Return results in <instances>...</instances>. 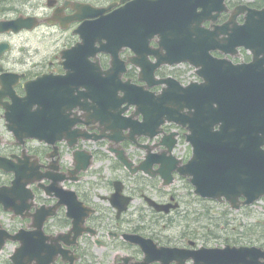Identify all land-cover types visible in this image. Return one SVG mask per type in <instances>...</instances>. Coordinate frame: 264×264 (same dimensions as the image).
<instances>
[{
    "label": "flooded vegetation",
    "instance_id": "obj_1",
    "mask_svg": "<svg viewBox=\"0 0 264 264\" xmlns=\"http://www.w3.org/2000/svg\"><path fill=\"white\" fill-rule=\"evenodd\" d=\"M131 1L0 0V23L21 19L25 26L18 31L0 32V157L27 164L24 189L29 194L27 207L17 212V216L9 215L19 226L2 223V218L8 215L2 203L0 225L10 232L32 227L41 207L47 209L57 203L54 189L47 190L53 186V177H57L63 180V188L73 191L76 198L67 192L56 214L44 219L41 230L44 236L68 235L57 246L50 245L65 253L67 250L66 256L75 260L71 264H201L199 258L184 255H194L202 248L246 246L250 242L241 234L201 238V232H186L181 226L180 219L186 210L184 196H190L203 211L227 205L200 200L187 188L186 178L176 172L177 166L185 163L192 153V147L185 141V126L165 123L152 139L126 137V130L120 133V142L97 137L107 136L110 131L103 130L104 125L97 119L101 114L97 106L101 102L96 96L101 98L106 94L108 87L102 84L104 71L112 66V53L118 48L117 61L126 68L122 79L129 80L126 85L145 84L151 86L149 90L153 93H165L168 102L180 109V114L206 111L213 130L221 125L217 113L229 109L234 97H239L245 111L247 105L264 110V0H146L149 12L146 17L150 21H144L141 31L135 33L131 18L125 22L127 38H120L114 31L109 39L102 35L94 37L93 48L109 41V53L87 56L91 54L88 52L82 61L66 57L65 52L82 41L78 32L82 22L117 12ZM83 4L96 7L101 13L85 17ZM246 21L254 27L238 28ZM88 50L91 49L82 52ZM72 74H75L73 79ZM88 74L93 78L90 80L95 92L83 95L81 84ZM43 77L48 80L39 83ZM55 77H63V81L50 83V78ZM71 80L75 84L73 93ZM33 81L38 83L33 86L38 94L46 93L52 115L64 117L66 124L74 122L70 132L89 137L71 135L72 140L65 137L55 143L14 138L8 125H15L23 133L24 120L38 123V117L48 116L41 110L44 102L38 104V99L28 100L24 107L27 88L32 87L29 85ZM109 95L115 101L114 111L118 112V95L114 97L112 92ZM183 95L190 97L185 103ZM183 103H191V107ZM24 111L28 116H23ZM131 112L129 108L121 116ZM8 115L14 123L8 120ZM170 132L176 134L171 138L174 141L167 139ZM120 149L132 162L129 168L115 156ZM81 151L92 156L85 168L81 167L84 161L77 163L74 158ZM167 159L170 162L165 163ZM144 160L142 170L130 171ZM103 163L109 176L101 175ZM173 166L172 182L166 185V176ZM13 178L12 173L0 169V187L9 185ZM176 181L181 182V187H173ZM124 197L131 199L127 203ZM147 198L161 205L158 206L161 210L150 205ZM224 212L220 217L228 221L229 213ZM178 221L180 225L175 229ZM74 222L78 223L77 231H72ZM220 226L225 227L223 223ZM80 228L82 232L78 233ZM166 231H172L171 236L163 233ZM43 243L48 244L47 239ZM253 244L264 247L262 243ZM19 246L20 242L15 244ZM55 264H69V261L63 262L59 254Z\"/></svg>",
    "mask_w": 264,
    "mask_h": 264
},
{
    "label": "water",
    "instance_id": "obj_2",
    "mask_svg": "<svg viewBox=\"0 0 264 264\" xmlns=\"http://www.w3.org/2000/svg\"><path fill=\"white\" fill-rule=\"evenodd\" d=\"M147 7L146 0H134L112 16V26L110 23L107 28L109 20L106 19L100 22L99 28L102 31H95L91 26L86 25L82 32L85 33L86 39L94 34L103 32L104 35L113 31V34H118L120 38H127L125 22L132 18L135 24V33L141 31L144 21L149 22L146 17L148 14ZM132 13L133 17H131ZM20 27V20L18 27L17 21L1 24V29L18 30ZM252 27H254L253 23L246 22L238 28ZM106 39L109 37L106 36ZM113 54L116 58L117 52L113 51ZM114 63H117V60ZM115 66L110 68L107 75L120 85L118 76L113 77V72L117 70ZM105 81H107L106 78ZM168 90L172 91L171 89ZM124 91L126 95L122 96L121 101L135 103L137 110L143 114L142 121H131L132 116H130L125 119L119 118L115 124L117 120L110 112V116L102 115L104 121L111 117L113 127L118 131L123 127L128 128L130 125L131 135H146L147 131L152 130L151 136L159 131L158 127L165 120L176 121L182 125L187 124L190 131L187 133L186 139L193 147V155L187 163L178 168V171L183 176L188 177L196 194L219 201H227L235 209L239 208L240 203L249 205L264 195V149L262 148L264 145V110L262 107L253 108L247 105L245 111L239 97H234L230 100L229 109L217 113L216 118L221 122V125L218 130H213L212 122L209 121L206 111L195 110L180 114V109H167L165 105V109H163L162 103L165 104L169 100L165 93L153 98L144 89L134 88L131 100H129V93ZM183 97L184 103L187 98H190L188 95H183ZM184 103L183 105H185ZM100 105L103 109L111 108L109 102H103ZM189 106L191 107V104ZM65 120L64 117L51 119L53 123L50 128L51 132L55 133L57 126L64 125ZM41 131L48 133L47 128ZM38 137L46 139V136ZM119 158L129 164L125 157L119 155ZM19 165L9 159L0 158V168L15 173L11 186L0 187V203L4 205L5 209L13 210L16 213L27 207L26 200L29 196L28 191L24 189V185L27 183V164L24 163L22 169L18 168ZM54 185L56 186V183ZM56 193L60 196L58 190ZM240 196L245 199L240 201ZM20 201H24V203L20 205ZM150 203L154 204L152 201ZM59 204L58 202L53 207L42 208L37 211L36 216H34L36 223L33 224V227H36L35 230H20L17 234H10L0 227V249L6 240H20V246L10 256L14 264H49L55 258L59 250L54 249L50 244L57 246V242L64 240L65 236L68 235L44 236L41 227L44 219L53 214ZM77 225L78 223L74 222L72 231H77ZM46 239L50 240V243L44 244ZM35 243H39L41 246L38 247ZM65 256L66 253H62V257ZM203 260L205 264H264V248L226 246L220 249H207L203 255Z\"/></svg>",
    "mask_w": 264,
    "mask_h": 264
},
{
    "label": "rangeland",
    "instance_id": "obj_3",
    "mask_svg": "<svg viewBox=\"0 0 264 264\" xmlns=\"http://www.w3.org/2000/svg\"><path fill=\"white\" fill-rule=\"evenodd\" d=\"M101 166H103L101 175L109 176L106 165L103 163ZM173 187H181V182H174ZM187 188L189 189L190 187L187 186ZM100 190L101 192L104 191L101 188ZM182 199L185 203L192 200L190 196H184L182 197ZM187 205H190V203H187ZM192 208L194 209L195 207L192 206ZM227 209L228 208L226 206H216L212 210V212H210L206 216L194 212L184 213L181 216L180 223L181 226H184V230L186 232L199 229L200 231H196L201 232L199 233V237L201 238L216 236L235 237L239 235L235 231H241L243 232L244 236L251 238L253 241L264 244V200L253 206L240 210L239 212H232L230 214L231 218L228 221H224L222 219V216L220 217V214H223V211ZM1 221L3 224H9L12 222L16 226H19L18 221L10 219L9 215L4 216ZM224 222H228V225L227 227H225V229L219 227L220 224ZM180 223L179 221L177 222V226L175 227V229H178ZM181 226L179 228H181ZM171 232L169 233V231H166L163 233L170 235ZM189 236H192V234H190ZM13 249L14 245L12 243L6 244V247H4L2 251H0V264H11L9 256L11 255Z\"/></svg>",
    "mask_w": 264,
    "mask_h": 264
},
{
    "label": "trees",
    "instance_id": "obj_4",
    "mask_svg": "<svg viewBox=\"0 0 264 264\" xmlns=\"http://www.w3.org/2000/svg\"><path fill=\"white\" fill-rule=\"evenodd\" d=\"M199 213V212H198ZM210 212H209V210L207 211V212H205V213H200V214H202V215H208Z\"/></svg>",
    "mask_w": 264,
    "mask_h": 264
}]
</instances>
